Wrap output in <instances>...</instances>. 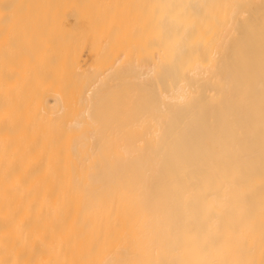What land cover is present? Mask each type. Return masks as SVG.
<instances>
[{
    "label": "bare ground",
    "instance_id": "1",
    "mask_svg": "<svg viewBox=\"0 0 264 264\" xmlns=\"http://www.w3.org/2000/svg\"><path fill=\"white\" fill-rule=\"evenodd\" d=\"M0 264H264V0H0Z\"/></svg>",
    "mask_w": 264,
    "mask_h": 264
}]
</instances>
